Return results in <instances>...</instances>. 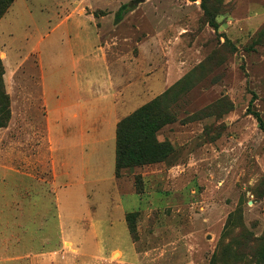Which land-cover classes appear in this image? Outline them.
Instances as JSON below:
<instances>
[{
    "label": "rangeland",
    "instance_id": "374dc122",
    "mask_svg": "<svg viewBox=\"0 0 264 264\" xmlns=\"http://www.w3.org/2000/svg\"><path fill=\"white\" fill-rule=\"evenodd\" d=\"M130 1L16 0L0 21V264H86L96 232L107 264H264V0H145L116 23ZM154 100L172 152L116 177L117 124ZM86 121L107 142L81 182Z\"/></svg>",
    "mask_w": 264,
    "mask_h": 264
},
{
    "label": "trees",
    "instance_id": "16d2710c",
    "mask_svg": "<svg viewBox=\"0 0 264 264\" xmlns=\"http://www.w3.org/2000/svg\"><path fill=\"white\" fill-rule=\"evenodd\" d=\"M15 0H0V20L6 15ZM194 1V0H193ZM141 0H133L122 4L115 14V21L120 22L126 14L132 11ZM205 14L212 15L204 6ZM210 24L215 26L214 19L210 18ZM253 99L249 104V112L253 114L264 132V122L261 115L253 109ZM157 100L149 102L135 112L122 119L116 127L115 172L118 177L123 168L159 163L166 159L172 152V147L167 142H159L156 134L165 125L170 123L168 117L163 116L157 110ZM133 215L126 216L128 223L132 224ZM134 233V224L129 226ZM215 254H213L214 258ZM264 260V246L261 251ZM213 258L210 264L213 262Z\"/></svg>",
    "mask_w": 264,
    "mask_h": 264
},
{
    "label": "crops",
    "instance_id": "0c3cea01",
    "mask_svg": "<svg viewBox=\"0 0 264 264\" xmlns=\"http://www.w3.org/2000/svg\"><path fill=\"white\" fill-rule=\"evenodd\" d=\"M15 1H14V3H15ZM13 4H12V6H13ZM121 5L122 4H120L115 9L116 13L119 10V8L121 7ZM132 11H130V12H132ZM114 19H115V17H114ZM40 64H41V61H40ZM89 85H91V83H89ZM89 123L90 122L86 121V127H84V122L82 123V125H80V126L78 125L79 127H78L77 132H75V136H77V138H80L79 139L80 143H84L83 142L84 140L86 141V149H85L84 155H74L75 157H78V162L76 164V171H75L74 175H71L70 169H69V171H67V178H69L71 176L74 177V176H81L82 175L81 176V179H82L81 182L86 181L87 175H91L92 178H97L100 175L99 169L97 170V165H98V167L100 166L102 155H94L96 152L95 149L98 148V150H99L101 145L104 144L105 142H107L106 141L107 137L101 136L98 129L94 128L93 131L89 130L91 127V126H89ZM65 124H67V122ZM90 124L95 125L93 123H90ZM63 126L66 127V125H63V123L61 125H59L60 128ZM72 134H74V132H70V131L66 130V134L61 136V138H63V139L67 138V136H71ZM115 137H116V132H115ZM88 145H91V146H88ZM89 147L91 148V150L90 149L88 150ZM68 157L71 158V155H68ZM94 158H98L97 163H93ZM84 197L86 198V193H85ZM122 222H124V221H121V223ZM59 223L61 224L60 217H59ZM113 227H115V226H111V228H113ZM60 230H61V232H60V239L61 240L70 241V240L74 239L73 236H69V235L65 236L61 226H60ZM98 233L99 232H96V234H98ZM96 234L94 233V235H93L94 237H91L94 241L96 240V242H94L95 252H94V254H91V253H88L86 250V264L91 260L95 264H107V262H108L107 251L108 250L106 248L104 249L103 246L101 245V242H100L101 241V237H100L101 235H96ZM97 240H99V241H97ZM113 249H116V250L122 252L123 262H126L128 264H129V261H132L134 258H139V257H137L138 254L136 253V250H134V252L132 251V253L129 254L126 251H124V252L121 251L117 247H115ZM109 250H112V249H109ZM61 252L62 251H60V253ZM66 252L67 251L63 250L62 255H68ZM112 252H114V250H112Z\"/></svg>",
    "mask_w": 264,
    "mask_h": 264
},
{
    "label": "water",
    "instance_id": "95a60500",
    "mask_svg": "<svg viewBox=\"0 0 264 264\" xmlns=\"http://www.w3.org/2000/svg\"><path fill=\"white\" fill-rule=\"evenodd\" d=\"M143 1H145V0H141V2H143Z\"/></svg>",
    "mask_w": 264,
    "mask_h": 264
}]
</instances>
